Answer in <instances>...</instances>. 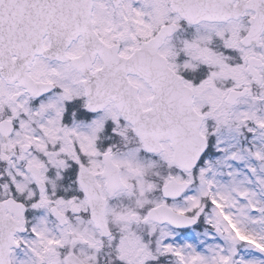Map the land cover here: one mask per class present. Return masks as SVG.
I'll return each instance as SVG.
<instances>
[{
	"label": "snow or ice",
	"instance_id": "6c2138e0",
	"mask_svg": "<svg viewBox=\"0 0 264 264\" xmlns=\"http://www.w3.org/2000/svg\"><path fill=\"white\" fill-rule=\"evenodd\" d=\"M0 264H264V0H0Z\"/></svg>",
	"mask_w": 264,
	"mask_h": 264
}]
</instances>
